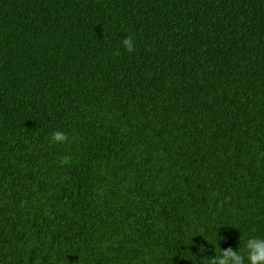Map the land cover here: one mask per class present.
Here are the masks:
<instances>
[{
  "label": "trees",
  "instance_id": "1",
  "mask_svg": "<svg viewBox=\"0 0 264 264\" xmlns=\"http://www.w3.org/2000/svg\"><path fill=\"white\" fill-rule=\"evenodd\" d=\"M250 236L264 0H0V264H201Z\"/></svg>",
  "mask_w": 264,
  "mask_h": 264
},
{
  "label": "clouds",
  "instance_id": "2",
  "mask_svg": "<svg viewBox=\"0 0 264 264\" xmlns=\"http://www.w3.org/2000/svg\"><path fill=\"white\" fill-rule=\"evenodd\" d=\"M122 45L129 53L135 50V44L131 36L122 40ZM69 137L64 131H54L50 135V142L63 144L68 141ZM194 237V236H193ZM218 237V236H217ZM218 239H223L218 237ZM243 248L221 249L214 248V256L201 258V264H264V236H250L243 242ZM205 248L202 246L200 252L203 253Z\"/></svg>",
  "mask_w": 264,
  "mask_h": 264
}]
</instances>
